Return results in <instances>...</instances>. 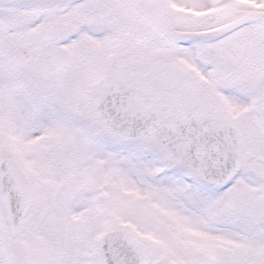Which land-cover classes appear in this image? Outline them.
Here are the masks:
<instances>
[{"label": "snow or ice", "instance_id": "6c2138e0", "mask_svg": "<svg viewBox=\"0 0 264 264\" xmlns=\"http://www.w3.org/2000/svg\"><path fill=\"white\" fill-rule=\"evenodd\" d=\"M0 264H264V0H0Z\"/></svg>", "mask_w": 264, "mask_h": 264}]
</instances>
